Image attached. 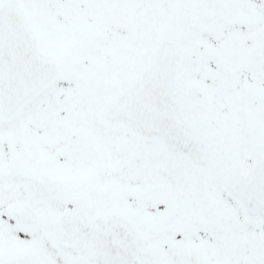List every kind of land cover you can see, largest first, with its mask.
I'll list each match as a JSON object with an SVG mask.
<instances>
[{
    "label": "snow or ice",
    "instance_id": "snow-or-ice-1",
    "mask_svg": "<svg viewBox=\"0 0 264 264\" xmlns=\"http://www.w3.org/2000/svg\"><path fill=\"white\" fill-rule=\"evenodd\" d=\"M0 264H264V0H0Z\"/></svg>",
    "mask_w": 264,
    "mask_h": 264
}]
</instances>
